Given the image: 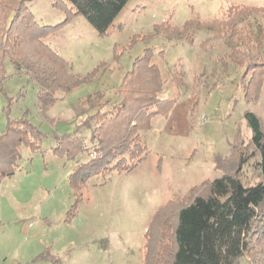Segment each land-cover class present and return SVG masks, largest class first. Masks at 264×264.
I'll use <instances>...</instances> for the list:
<instances>
[{"label":"rangeland","instance_id":"obj_1","mask_svg":"<svg viewBox=\"0 0 264 264\" xmlns=\"http://www.w3.org/2000/svg\"><path fill=\"white\" fill-rule=\"evenodd\" d=\"M61 1L34 0L26 6L39 25L57 26L66 20L54 6ZM243 9L256 10L250 21L264 27V0H129L102 36L83 17H70L44 42L72 74H96L72 92L57 94L44 115L36 107L33 82L6 63L0 135L9 119L24 116L44 137L37 152L22 147L19 170L0 180V264H143L145 232L154 214L220 177L215 157L235 160L251 151L243 115L254 113L264 130V83L256 100H249L245 89L251 73L246 76L245 65L250 55H241L236 65L228 58L229 32L218 33L220 23ZM186 22H192L190 43L184 33L172 34ZM146 50L161 73L160 98L172 101L171 112L153 117L144 134L147 155L136 168L90 178L75 190L69 176L87 156L77 152L69 158L54 146L74 136L87 118L78 114L87 112L89 94L98 91L112 101L101 104L100 113L111 109L113 90ZM254 162L241 170L244 184L258 182Z\"/></svg>","mask_w":264,"mask_h":264},{"label":"trees","instance_id":"obj_2","mask_svg":"<svg viewBox=\"0 0 264 264\" xmlns=\"http://www.w3.org/2000/svg\"><path fill=\"white\" fill-rule=\"evenodd\" d=\"M31 1L0 0V92L8 63L16 75L33 82L36 107L44 115L58 100L57 94L72 92L96 74L84 78L72 74L69 64L51 50L45 39L77 16L98 35H105L129 0H62L61 6H54L66 13V20L57 26L35 22L26 6ZM255 11L235 10L219 24L218 31L222 33L223 28L229 32L228 58L236 65L241 55H250L245 65L246 76V71L251 73L245 89L249 100H256L264 83V27L250 21ZM191 26L192 22H186L172 34L184 33V41L189 42ZM249 51L258 53L251 55ZM151 56L146 50L135 61L113 90L114 102L107 112L100 113V105H110V98L104 99L98 91L89 94L84 100L87 112L78 114L87 118L76 126L74 136L62 138L54 146L53 151L69 158L77 152L87 156V161L77 165L69 176L75 190L104 173L131 171L146 158L145 132L150 130L154 116L166 117L173 107L172 101L160 98L163 79L150 63ZM243 118L250 130L251 151L237 154L235 160L215 157L220 177L192 188L185 201H169L154 214L145 232L143 264H264V130L254 113L247 111ZM83 131L89 133L87 138L82 136ZM43 137L24 116L9 119L0 135V180L19 170L21 148L37 152ZM251 160L255 161L258 182L244 184L240 173ZM38 258L47 259L44 255Z\"/></svg>","mask_w":264,"mask_h":264}]
</instances>
